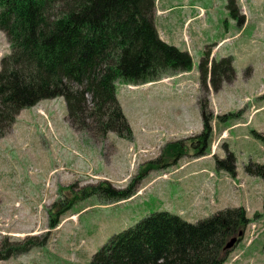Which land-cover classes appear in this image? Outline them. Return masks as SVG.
Masks as SVG:
<instances>
[{
  "label": "rangeland",
  "instance_id": "374dc122",
  "mask_svg": "<svg viewBox=\"0 0 264 264\" xmlns=\"http://www.w3.org/2000/svg\"><path fill=\"white\" fill-rule=\"evenodd\" d=\"M227 1L155 0V13L162 11L154 16L155 25L166 43L190 50L193 71L171 74L179 77L166 76L144 90L117 85L134 136L141 131L154 138L126 141L109 133L100 139L76 131L65 120L61 98L19 113L0 138V251L27 242L42 246L0 264H88L113 235L152 213L168 212L196 223L237 207L250 222L224 264H264V178L255 168L244 172L249 163L264 165V0H235L238 15L244 16L240 25L227 11ZM207 50L210 61L230 56L235 76L218 92L209 88L206 94L197 70ZM8 53L0 32V59ZM145 97L161 116L174 113L171 125L138 122ZM204 98L213 117L225 118L213 120L199 155L194 150L202 130L197 102ZM176 144L183 150L177 151ZM228 153L234 176L217 168ZM145 171L128 201L102 205L89 196L69 204L83 187L109 181L123 189ZM60 209V223L50 229V213Z\"/></svg>",
  "mask_w": 264,
  "mask_h": 264
},
{
  "label": "trees",
  "instance_id": "16d2710c",
  "mask_svg": "<svg viewBox=\"0 0 264 264\" xmlns=\"http://www.w3.org/2000/svg\"><path fill=\"white\" fill-rule=\"evenodd\" d=\"M154 8L155 0H0V32L9 48L0 59V138L21 111L61 98L72 129L100 139L113 133L131 141L133 133L117 99V85L140 86L192 70L187 51L160 39ZM226 9L238 25L243 22L235 0H228ZM197 72L206 94L209 88L218 92L235 76L230 56L210 61L208 50ZM197 104L202 130L194 138V150L201 155L213 120L225 116L213 117L207 98ZM180 146L176 144L177 151L183 150ZM231 161L228 153L217 168L234 176ZM252 168L264 178V165L249 163L244 172L251 174ZM145 173H138L123 189L109 181L83 187L68 202L89 196H96L102 205L128 201ZM63 212L50 213V229L59 225ZM249 222L242 207L217 211L196 223L168 212L152 213L113 235L88 264H224L229 251L225 245L236 236L238 243L242 237L238 234ZM39 246L42 243L27 242L0 251V261Z\"/></svg>",
  "mask_w": 264,
  "mask_h": 264
},
{
  "label": "crops",
  "instance_id": "0c3cea01",
  "mask_svg": "<svg viewBox=\"0 0 264 264\" xmlns=\"http://www.w3.org/2000/svg\"><path fill=\"white\" fill-rule=\"evenodd\" d=\"M161 12L162 11H158L157 13H155L154 14V16H156V15H158V14H161ZM155 24V23H154ZM155 27H156V29H157V32H158V35H159V37H160V39L162 40V41H164V42H166L165 41V37L163 36V32H159V29L157 28V26L155 25ZM185 36H187V34H185ZM184 36V34H183V37H185ZM189 37V36H188ZM190 38V40H191V37H189ZM192 43V42H191ZM184 51H187L189 54H191V52H190V50L188 49V50H186L185 48H184ZM192 71L193 70H191V72H189V73H180L179 74V76H183V75H187V74H191L192 73ZM179 76H170V77H168L166 80H174V79H176L177 77H179ZM166 78V77H165ZM164 80V78L162 79V80H160V81H157V82H153V83H147V84H144V85H140V86H136L135 88H136V90H138V89H143V88H145V87H147V86H154V85H156V83H159V82H161V81H163ZM167 82H169V81H167ZM120 85H122V84H120ZM118 87V86H117ZM144 90V89H143ZM164 91L166 92V94L167 95H174V92H173V89H164ZM147 98V99H146ZM152 99H154L153 97H151ZM150 98H148V97H145V99H144V101H141V104L139 105V117H138V122L139 123H141V124H145V123H150V124H152V123H160V122H164V123H167L168 122V124L169 125H171L170 124V122L171 121H173V120H175V116H174V113H173V115L172 116H161L160 114H158V113H156L155 112V110L152 108V106H150L148 103L150 102V100H149ZM143 109H145L146 110V112H144V110ZM181 120V119H180ZM135 138H137V140H144V141H148V140H150L151 138H154V135H151V134H146V133H144V132H141L140 131V133H139V135H138V137H135L134 136V134H133V139H132V141L133 140H135Z\"/></svg>",
  "mask_w": 264,
  "mask_h": 264
},
{
  "label": "water",
  "instance_id": "95a60500",
  "mask_svg": "<svg viewBox=\"0 0 264 264\" xmlns=\"http://www.w3.org/2000/svg\"><path fill=\"white\" fill-rule=\"evenodd\" d=\"M243 233H239L238 236H242ZM237 244V237H234L228 241L225 245L224 250H231Z\"/></svg>",
  "mask_w": 264,
  "mask_h": 264
}]
</instances>
